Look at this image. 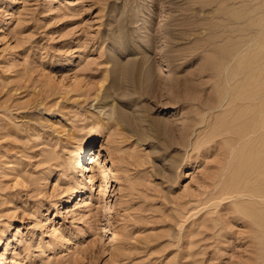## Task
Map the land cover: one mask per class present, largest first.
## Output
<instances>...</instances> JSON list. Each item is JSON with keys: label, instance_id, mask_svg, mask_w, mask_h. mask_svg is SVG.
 <instances>
[{"label": "rangeland", "instance_id": "1", "mask_svg": "<svg viewBox=\"0 0 264 264\" xmlns=\"http://www.w3.org/2000/svg\"><path fill=\"white\" fill-rule=\"evenodd\" d=\"M244 1L0 0V264H264V129L216 107L264 92Z\"/></svg>", "mask_w": 264, "mask_h": 264}, {"label": "bare ground", "instance_id": "2", "mask_svg": "<svg viewBox=\"0 0 264 264\" xmlns=\"http://www.w3.org/2000/svg\"><path fill=\"white\" fill-rule=\"evenodd\" d=\"M246 1V0H245ZM244 1V2H245ZM248 1H250V0H248ZM252 1V0H251ZM256 1V0H255ZM260 1V0H259ZM258 1V2H259ZM263 0H261V2H262ZM243 2V3H244ZM254 2V1H253ZM257 2V3H258ZM241 3H242V1H241ZM255 3V2H254ZM254 3H251V4H253L252 6L254 7V5H256V4H254ZM247 4H248V2H247ZM264 4V3H263ZM244 5H245V3H244ZM243 6V5H242ZM246 6V5H245ZM249 6V8L248 9H250V7H252V6H250V4L248 5ZM247 6V7H248ZM262 6V8H260ZM260 7H259V5H256V7H254V8H256L255 10H256V12H254L255 14L257 13V10L259 9L260 11H261V13L260 12H258V13H260L261 15L264 13L261 9H264V7H263V5H260ZM254 8H253V10H254ZM252 10V11H253ZM258 10V11H259ZM238 11V10H237ZM247 12V11H246ZM263 12V13H262ZM254 13L252 12V14H251V16L253 17L254 16ZM250 16V15H249ZM249 16H247L248 18H249ZM241 17V16H240ZM242 17H243V14H242ZM246 17V16H245ZM245 17H243V18H245ZM252 17H251V19H252ZM258 17V16H257ZM237 18H239V16L237 17ZM248 18H246V19H248ZM263 18V17H262ZM261 18V22H262V20H264V19H262ZM250 19V18H249ZM237 20V19H236ZM240 20V19H239ZM245 20V19H244ZM244 22H246V21H244ZM257 22V21H256ZM258 22H260V18H259V21ZM261 22H260V24H261ZM255 24V23H254ZM256 27H257V25H255ZM258 27L260 28L261 27V25L259 26V24H258ZM257 29V28H256ZM252 34H254V33H252ZM260 34V33H259ZM261 35H263V34H261ZM249 36V35H248ZM255 36V35H254ZM253 38V37H252ZM257 39V38H256ZM261 39V37L258 39V40H260ZM262 40V39H261ZM261 58V57H260ZM261 60H263V59H261ZM258 64L259 63H257V61H256V65L258 66ZM255 66V65H254ZM155 69V71L158 73V74H163V73H168L169 72V70H168V66H164V65H161V64H157L156 65V67L154 68ZM257 71L258 70H256V75H257ZM261 71V70H260ZM263 74H264V71H263ZM256 75H255V77H256ZM261 75V74H260ZM264 77V75H262V78ZM254 78V77H253ZM252 78V79H253ZM231 79H233V78H231ZM258 79H259V77H257V82L256 83H259V81H258ZM256 80V79H255ZM264 80V79H263ZM254 81V80H253ZM260 82H261V80H260ZM233 83H235V82H233ZM248 83V82H247ZM249 83H251V82H249ZM255 83V82H254ZM240 84H241V81H240ZM243 84V83H242ZM246 83H244L242 86H246L245 85ZM253 85V84H252ZM251 86V85H250ZM243 88V87H242ZM251 89V88H250ZM250 89H247V87H246V90H244V89H242V90H237L236 92H234L233 94L232 93H228V90L226 89V90H224L222 93H221V95H220V99H219V102L217 103V106L216 107H222V105H223V103H224V101L225 100H227V101H229V104H232V103H234L236 100H238L239 102H242L241 104H238V105H236V107H237V109L238 110H246V111H248V113H250V114H252V115H248L249 116V118L247 119V121H245L244 123H241V119L239 120L240 121V123H239V121L238 120H235V119H230V120H228L227 121V123H225V121H224V123H223V125H221V127L223 128V129H220L221 130V132H222V130L224 131V132H226V133H233L234 135H238V136H240V135H243L242 136V138H240V139H243L244 137H246V136H248V135H256V134H259V131L261 130V129H264V92H263V90L262 89H260V90H256V88L255 89H253V87H252V89L250 90ZM258 89V88H257ZM243 107V108H242ZM241 108V109H240ZM240 112V111H239ZM247 116V115H246ZM245 117V116H244ZM246 118V117H245ZM244 119V118H243ZM242 119V120H243ZM236 122H238L239 124H237ZM243 124V125H242ZM237 125H239V126H243V128L241 127V128H238L237 127ZM245 125V126H244ZM239 129V130H238ZM219 130V129H218ZM217 130V131H218ZM219 130V131H220ZM242 130V131H241ZM213 132H215V131H213ZM263 133H261L260 134V136H263V137H261L260 138V136L259 135H256L257 137L255 138V140H253V141H256V140H258L257 142H256V144H258V142H260V144H259V150L256 152L255 151V154L253 155V158L254 157H260L262 154H264V149H262V148H260L261 146H262V142L264 141V135H262ZM215 135V134H214ZM98 139V136H97V138H95V139H93L94 141H96ZM235 141H237V140H235ZM90 142V141H89ZM87 143V144H85L83 147H80L79 148V150H78V153H77V156H78V158H77V167L75 166V170H76V172L78 173V175H81L82 177H84V178H86V176H85V170H86V166H88L89 164H95L96 165V163H97V161L99 160V154L98 153H91V155L89 156V158L88 159H90V162L88 163L87 162V164H86V166H84L83 164V162H82V159L85 157V155L86 154H88L89 152H90V150H91V145L94 143V142H90V143ZM259 159V158H258ZM257 160V159H256ZM264 161V160H263ZM243 162V161H242ZM254 162V161H253ZM245 163V162H244ZM258 164H260V163H258ZM262 164H263V162L261 163V165H259L260 166V168L262 169ZM242 165V164H241ZM236 166V165H235ZM234 166V167H235ZM238 166H239V164H238ZM238 166H236V168L238 169ZM245 166V165H244ZM246 167V166H245ZM250 167H252V166H250ZM247 168H249L248 167V165H247ZM256 168V167H255ZM250 169V168H249ZM243 170V169H242ZM245 170H247V169H245ZM254 170V169H253ZM257 170V169H256ZM255 170V171H256ZM261 171V170H260ZM238 172V171H237ZM239 173V172H238ZM244 173H245V171H244ZM234 174V173H233ZM261 174V173H260ZM235 175V174H234ZM239 175V174H238ZM236 176H237V173H236ZM244 176V175H243ZM234 178H235V176H234ZM233 178V179H234ZM240 178V177H239ZM244 178V177H243ZM91 177H90V181H91ZM230 179V178H229ZM229 179H228V185H230V183H231V181L229 182ZM236 179V178H235ZM231 180V179H230ZM239 180V179H238ZM244 180V179H243ZM241 181V180H240ZM262 182V181H261ZM225 184H227V181H226V183ZM243 184V183H242ZM82 185H84V182L82 183ZM227 185V186H228ZM234 185H235V182H234ZM236 185H237V183H236ZM235 185V186H236ZM246 185V184H245ZM248 185V184H247ZM260 185V184H259ZM233 187V186H232ZM240 187H242L241 185H240ZM238 188V187H237ZM263 188V187H262ZM264 190V189H263ZM252 191V190H251ZM254 191V190H253ZM233 192V191H232ZM238 192V191H237ZM250 193V192H249ZM254 193V192H253ZM256 193V192H255ZM229 195V194H228ZM239 195V194H238ZM254 195V194H253ZM260 195V194H259ZM263 195V194H262ZM3 243H1V240H0V246L2 245Z\"/></svg>", "mask_w": 264, "mask_h": 264}]
</instances>
